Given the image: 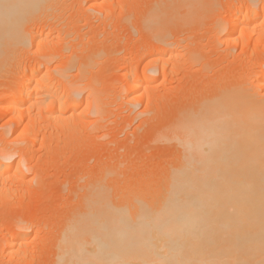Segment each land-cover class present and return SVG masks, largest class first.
Masks as SVG:
<instances>
[{
  "label": "bare ground",
  "instance_id": "obj_1",
  "mask_svg": "<svg viewBox=\"0 0 264 264\" xmlns=\"http://www.w3.org/2000/svg\"><path fill=\"white\" fill-rule=\"evenodd\" d=\"M72 1L0 0V77L5 76L3 73H7L11 67L16 69L14 74L12 73L13 76L8 73L7 78L10 80L12 77L11 85L7 84L8 79L5 80L6 84L0 82V110L8 112V121L12 123L13 133L18 131L10 141L0 139V180L3 183L15 175L13 183L19 187L23 184L26 186V177L23 180L24 176L21 175H24L25 169L31 171V167L23 159L28 152L25 151L26 148L22 149V152L19 151L23 145L17 148V142L14 141L23 138V130L19 129H25L26 124L33 130L30 131L33 132L31 135L35 134L36 130L32 128L31 122L35 123L37 116L41 121L43 119L40 116L49 118L46 112H50V120L58 122L57 119H60L61 122H68V117L74 118L76 111L83 107L82 111L85 110L94 117V121L89 122L98 124L100 129L106 116L104 114L110 110L108 103L111 102H108V99L114 95V86L111 87L112 83L108 82V86L104 84V87H98V83L95 81V85L93 82L95 77L94 80L87 78L90 65L97 63L92 64L93 58L96 57L92 56L91 50L92 53H89L93 58L88 56L83 59L81 54L86 49V43L83 46H79L77 42L72 44L79 34L70 30L68 18H65L67 12L73 10V2L78 4L77 11L88 14L91 11L90 15L95 17L96 12L110 16L108 13L114 12L115 3L120 0L115 3L113 0ZM220 5L226 6L225 10L224 7L221 9ZM71 7L72 9L68 10ZM148 7L145 13L143 12L138 26L145 31L143 33H146V36L143 38L149 42L144 44L147 45L145 63L139 69L137 64L141 58L136 55L138 49L133 48L135 52L130 49L137 58L129 56L136 59L123 64L122 83L115 91L120 98L124 95L129 103L142 102L148 113L151 100L148 97V101L146 92L149 93L150 89L154 92L158 86L178 76L176 74L180 70L173 69V63L183 59V53L177 54L178 47L181 52L182 49H190L188 39L184 41L185 38L178 39V36L173 39V34L169 31L172 24L182 23L184 26L186 23L187 26L196 22L199 25V21L209 18L211 23H206L209 24L208 27H212L210 32L214 40L215 37L217 39L221 34L224 35L225 40L231 41L233 46L239 45L240 55V51L251 40L252 50H249L247 57L242 58V66L237 65L241 67L239 73H231L232 77L226 76L227 84L223 83L226 77L221 78L220 83L223 81V84L219 83L218 87L215 85L216 91L204 94L198 102L193 99L195 102H185L183 107L177 106L176 109H181L175 112L173 120L165 124L163 129L159 126L158 130H161L155 133L153 140L171 144L175 150L174 154L169 156V163L166 162V167L159 171L156 177L152 175L155 171L152 172V178L155 177L152 182L137 186L135 183L142 182L146 176L145 172L140 170L143 173L135 174V181L129 178L132 184L128 182L127 177L126 181L121 183L123 179L120 180L121 176H118L119 172L116 171L120 163L110 164V168L96 172L92 180L84 185L85 195L81 197L79 208L76 207L78 210H70L64 219H61L63 221L59 224L61 229L56 232L58 234L51 235L53 253L50 264H264V57H257L258 60L252 58L257 50H264V0H161ZM76 9L74 8L75 14ZM63 11H66V14ZM85 21V25L88 24ZM73 23L76 24L75 21ZM46 26L48 31L44 30ZM50 42L52 45L56 43L58 47L50 46ZM53 47L56 48L55 51ZM121 50L116 49L111 58L116 61ZM192 51L191 48L188 52V67L195 66L198 62L201 64L200 60L203 59H199L194 54L196 51ZM30 53L36 54H31V57L28 56ZM239 54L233 57L236 63L237 59L240 60ZM26 56L33 58V65H22L21 61L25 63ZM78 57H81L79 60L82 62H76ZM183 57L187 59L185 55ZM57 59H62L61 63H65L53 65L51 62H58ZM233 60L230 62L235 63ZM175 65L174 67H178ZM72 69H75V74L70 78ZM230 78H233L232 84L227 82ZM100 82L103 84L104 81ZM191 93L193 97L197 92ZM195 98L198 99V96ZM195 103L196 105L191 106ZM35 104L38 106L35 107ZM172 109L173 107L170 108L171 114ZM66 113L70 115L66 116ZM168 115L170 116L167 114L162 118ZM50 120L47 119L49 122ZM74 120L82 121H78V118ZM82 122L85 123V120ZM86 124L83 125L85 129L88 128ZM96 125L94 126L97 127ZM76 130L79 131L78 126ZM28 131L29 129L25 131L27 133L24 132L25 136L30 134ZM93 135L95 136L94 133ZM13 142L20 154L16 162L12 160L17 154L15 146L12 147L14 144L10 145ZM22 153L24 155H21ZM119 170L122 173V170ZM116 177L120 178V183ZM10 189L4 185L0 186V198L4 199L5 193H10ZM25 221L17 217L9 223L11 230L3 244L4 252L10 259L16 254L17 247L47 239L44 229H37L34 234H29L31 232H27ZM19 253L18 255L17 252V264H30V255L26 256L24 248Z\"/></svg>",
  "mask_w": 264,
  "mask_h": 264
},
{
  "label": "rangeland",
  "instance_id": "obj_2",
  "mask_svg": "<svg viewBox=\"0 0 264 264\" xmlns=\"http://www.w3.org/2000/svg\"><path fill=\"white\" fill-rule=\"evenodd\" d=\"M73 1H77V0H73ZM113 1L115 3V1H117V0H113ZM113 1H112V3H113ZM150 1H152V2H150ZM158 1H161V0H120V1H117L115 3L117 8L115 6H114L115 10L113 9L114 7L112 8L114 10V12L112 13L110 11L111 13H108V15H110V16H106V15L104 16L105 13H103V12L100 14L99 13L97 14V12H96V15L98 17L96 15L94 17L93 14L90 15L91 11L89 12L90 14L84 13L83 11L82 12L77 11L78 10V7H77L78 4L76 2H73L72 6H74L75 9L77 8L76 12L78 13V15H77V13L76 14L74 13V8H73V10H70V9H72V7L68 9L70 11L67 10L68 14L66 15V18L65 17L64 18L65 19L68 18V20H67V21H69L68 27L70 28V30L73 33H75V34L78 33L79 36L81 37L80 38L78 36L77 40L72 42V44L74 45L77 42L80 44L79 46H83L86 43V49L87 50L85 49L84 51H82V54H81L82 57H84L83 59H86L85 57L91 56L92 52H93L92 56L95 55L94 57H96L94 59L91 56L93 58L92 64H94V62H97V63H95V65H92V66L90 65V67L88 69L89 71L87 73L88 74L87 78L93 79L95 77L96 80L93 79L94 80L93 82L95 83V85L97 82L98 87H104V84H106V86H108L109 85L108 82H110V84L112 83L111 87L114 86L113 88L115 89L112 92V94H114V95H112L108 99V102H111L110 104L108 103V106L110 105V107H109L110 110L108 111V113L106 112L107 114H104L106 116H104V118L102 120L103 123H102L100 129L98 128V126H99L98 124H97L98 125L97 126L95 123L89 122L91 120L94 121L93 120L94 117L91 114H88L87 111H85V110L82 111L83 107L80 110L76 111V113L74 114V116L76 115L75 117L73 116L74 118H78V121H79V119L82 121L85 120V123H83L82 121H79V122H82L81 125L79 124V122H76L77 119H75L76 120L75 121L74 118H72V116H70L72 119L70 117H68L69 121L72 120V121H70V124H69V121L65 122L66 120L63 122H61L60 119H57L58 122L52 121V120H50V118H51L50 116L52 115V113L49 115L50 112H46L48 114L49 118H43V116H40V117H42L41 119H43L40 121V118H38L39 116H37L36 122L35 123L31 122V123H33V124H31L32 128L34 129V131L36 130L35 134L31 135L33 132L31 133L30 131H33V130L31 128H28L29 126L27 124H26L25 129L24 128L19 129L20 131L23 130V132H22L23 134L21 133L23 138H20V139L16 138L19 140H17V141L15 140L14 142L15 143L17 142L16 143L17 148H20L22 145L23 146H22V148H20L21 150H19L16 148L14 142L10 143L11 146L14 144L12 147L14 148V146H15L14 150L17 151V154H15L13 156L14 158L12 160H13V162H16L17 161L16 158H19V155H20L19 151L22 152V149L24 150L26 148L25 151L28 153L26 155H24V153H22L21 155L25 156V158H23L25 160L24 162L29 167H31V169H30L31 171L25 169L24 175L23 174L21 175L22 177L24 176L23 178L21 177L23 180L26 179L24 181V182H26L25 183L26 186H24V184H23L22 186L19 187L18 184L13 183L14 182L13 178L15 175H13L10 180H8L4 183L2 180H0V186L4 185L5 188L6 187L11 188L10 193L9 192H7V194L5 193L4 199L0 198V224L1 223L4 224V225L1 224L2 226H0V259H1L0 264H17V262H18V260H16L17 252L19 255L20 254L19 251L20 250L22 251L23 248H24L25 252H27L26 256L30 255L29 256L30 264H50V262L52 261L51 256L53 253V246L51 243V238L53 240L52 236H54V233L56 236V234H58L56 232H58L59 229H61V226L59 225L61 223V221H63L61 219H64L65 215H67V213H69L70 210H72V209L74 210L76 207L79 208V205L81 203L80 200L82 201L81 197L83 198V196L85 195L84 185L88 184L92 180V177L95 176V174H97L100 170H102V169L104 170L105 168L108 169L111 167L112 164L120 163V166L117 165L118 167H116L117 168L116 171L119 172L118 176H121L120 177L121 179L120 178L117 179V177H116L117 181L119 179L120 180L123 179V181H121V183H124L126 181V179L128 178L127 179L128 182L131 183L129 178H131L132 180L135 181V176L138 175V172L140 174V172L144 171L145 172L144 175H146V176L143 178L142 182L141 181L139 182L142 184H139V183H135V184L137 186H139V185L145 186L146 182L147 183L152 182V180L155 179V177L158 175V173H160L164 169V167H166V162L168 161V163H169L170 157L174 154L173 151L175 150L174 146L171 144H168V143L162 144L160 142L153 140L155 133L157 131H160L161 129H163L165 127L164 125L167 124L169 121L173 120L177 111L178 110L180 111V109H181V107L179 109H176L177 106L183 107L185 102L186 103H192V102H195L194 101L195 99H196V102H198L197 100H199V98L201 96L204 97L205 95H207L211 92L213 93L214 91L217 90L215 87L216 86L218 87V84L220 83L221 78H224L226 76L230 77L231 73H233V75H234V74H237L236 72L240 71L239 69L241 67H238V66H242V64H241L242 60H243L242 58L247 57L250 54V51L252 50L251 48H252L253 44H252L251 40H250V42L248 40L249 43L247 42L248 44L245 46V48L243 50L240 49L241 50L240 51L241 55H240L239 54V45L233 46L231 41L225 40L224 35L221 34L220 35L221 37L219 36L220 38L216 39V37H215V40H214V37H212V34L210 32L211 31L210 28H212V27H208L209 26L208 23H211V22H209L210 21L209 18H206L208 20H205V19L201 20V21H203L202 23H201V21H199L200 22L199 25L196 22H192L191 24H187V26H186V23L184 26L182 23H179V24H182V26L174 23V24H172V26L174 25L173 26L174 28H172V26L170 27L171 29L169 28L170 29L169 31L172 32V34H173V36L172 35L171 36L173 37V39L174 38L175 39H177V38L178 39H184L185 38L184 41L188 39L189 41L188 42L186 41L188 44H190V46L188 45V49L190 48L189 50H191V48H192L193 51H196V53H194V54L199 59L203 58L200 60L201 64H200V62H198L197 65L194 64L195 66L190 65L191 67H188L189 65L186 63V61L188 62L187 56H188L189 50H187V49L183 50L182 49V52H181V48L179 49V47H178L177 54L179 55L180 53L181 54L183 53L182 54V58H183L182 61L185 60L183 62L184 64H182V61L181 62L175 61V63H173L174 65L179 62L178 63L179 65L176 64L178 67H174V65H173V69L178 68L180 70L176 74L178 76L175 75L176 77H174L172 80L158 86V89L157 88H156V90L154 89L155 93L153 92V89L148 90V91H150L149 93L146 92V95H147L146 97H147L148 101H149V98L151 100L149 102L150 106L148 104L149 108L147 107L149 109V113L147 112L148 110L146 108H144L145 105L142 102L141 103L136 102V104H135V102L129 103V101L127 102V100L125 99L124 95H121V98H120V96H117L115 91L118 90L117 89L118 86H120L122 83L121 74L123 71V69H122L123 64L129 63L132 60L134 61L137 58L136 55H138L139 59L140 58L142 59V60L140 59V61H138L139 63L137 64V65H139L138 66L139 69L141 67H143V65L145 63L144 61H145V58L147 55L146 54L147 45H145L146 46V48H145L144 44H149V42H146L145 38H143L146 36V33H143L145 31H143L141 29V27H138V26H140L139 23L141 20V16H142V14L145 13L147 8H149L148 6H151L152 4H155ZM86 5L87 4H84V6H86ZM220 7H221V5H220ZM223 7L224 6H222L221 9ZM225 7L223 8V10H225ZM103 8H105V7H103ZM106 8L108 10H110L108 7H106ZM106 8H105V10H106ZM63 12H65V14H66V11H63ZM121 12H123V13H121ZM92 13H94V11H92ZM82 14H83V16H82ZM111 15H112V17H111ZM125 15L128 18L124 19L123 17H126ZM120 16H122V17H120ZM82 17H84V19H82ZM103 17H105V19H103ZM70 18L73 20H71ZM87 18H89V19H87ZM100 19L104 20V21H101ZM119 19H120V21H119ZM84 20H86L87 22L86 21L85 22L88 24L85 25V23L83 22ZM74 21L76 22V24L73 23ZM65 22H66V20H65ZM80 22H82L83 25ZM206 22H208V23H206ZM195 23L197 25L194 26ZM188 25H190L189 28H188ZM211 25L212 24H210V26ZM82 26H83V28H82ZM177 26H179V27H177ZM206 26H207V28H206ZM80 27L82 29H80ZM44 28H46V29H44L46 31L49 30L47 26ZM205 28L208 30H206ZM202 29H204V30H202ZM77 30H80V31H77ZM82 31H83V33H86V34L81 33ZM169 34H171V33H169ZM209 34H210V36H209ZM222 37H223V39H222ZM117 38L120 40H118ZM83 39L84 40L89 39V40L88 41L85 40V42H83L84 41ZM147 39L148 38H146V40ZM143 41H145L146 43ZM147 41H151V40H147ZM218 41L220 44L218 43ZM50 43H51L50 46L55 45L54 47H56V43L53 45H52V42H50ZM115 43H116V45H115ZM133 43L137 44L138 46H134L135 44L133 45ZM118 44L120 46H118ZM141 44L144 46L145 51L142 48L143 46H141ZM100 45H101V48H100ZM149 46L151 47V44ZM57 47H58V45H57ZM150 47H148V49ZM193 47H194V49H193ZM56 48H54L53 50L55 51ZM79 48H83V47H79ZM120 48H122V50ZM133 48L138 49V54H137V51H136V55L133 54L135 52ZM229 48H231V50ZM259 48H261V47L259 46ZM116 49L121 50V52L119 51V53L117 54L118 55L117 57H119L121 59L119 60V58H116V61H115V58H111V57H113V55L116 53V51H115ZM130 49L134 52H131ZM33 50H31V51H33ZM51 50H52V48H51ZM91 50H92V52H91ZM261 50L260 51L257 50L259 52L256 51V53H258V55L256 53L254 55V53H253L252 58L253 59L256 58L254 60H258V58H261L262 56L264 57V50H262V51ZM101 51H102V53H101ZM108 51H111V52H108ZM129 51H130V54L128 53ZM185 51L187 53H184ZM197 51H198V54H197ZM89 52H91V53H89ZM94 52L97 54H95ZM84 53H87V54H84ZM103 53L108 54V55L111 54V55L107 56L104 54V56H103L102 55ZM31 54L32 53H30L28 56L33 57L32 55L36 54V53H33L32 55ZM202 54H204L206 56H203ZM238 54L240 56L239 58L241 61L237 59V63H236V60H233V57H235ZM184 55H185V58L187 57V59H184V57H183ZM28 56H26L24 58V61L26 60L25 63L21 61L22 65H24V64L26 66L33 65V61H32L33 58L28 57ZM129 56L131 58H132V56H136V58L134 57V59H131ZM105 57H107V58H105ZM79 59H81V57L80 58L78 57V61H76L77 63L82 62ZM57 60H59V59H57ZM61 60H59L60 62L59 61L58 62L52 61L51 63L52 64L53 63L54 64L65 63V61L61 63ZM96 60H98V61H96ZM109 60H111V61H109ZM232 60L235 63L230 62ZM124 61H126V62H124ZM238 61H240V62H238ZM41 66H40V68L43 69L44 67L42 66L43 67L42 68ZM12 69L13 68L11 67L9 70H7V73H6V71H5V73H3L5 76L2 75L0 77V82H3V84H6V82L8 81L7 84L11 85L10 81L12 80L11 79L12 77H10V80L7 77H9L8 75L10 73H11L10 76L11 75L13 76L16 69L14 68L13 72H12ZM173 69H172V71H173ZM72 70L73 71H71V73L72 72L73 73L71 75L72 77H70V78H73V76L75 74V69H72ZM90 77H92V78H90ZM228 77L224 78V82L223 81L222 82L226 83L225 79H227ZM231 77H232V75H231ZM6 79H8V80H6ZM216 79H217V83H216ZM232 79L230 81H227V82H231V84H232L233 83ZM5 80H6V82H5ZM100 81H104L103 84H101L102 82H100ZM222 82L220 83V85L223 84ZM6 86H8V85H6ZM202 86H203V89H202ZM210 88H211V90H210ZM207 90H209V91H207ZM195 91L197 93L193 94V97H192L191 92L194 93ZM164 96H167V97H164ZM196 96H198V99L195 98ZM115 97H116V99H115ZM117 97H118V99H117ZM111 98L112 99L114 98V99L112 100ZM181 101H182V103H180ZM133 104H135V106H133ZM167 104L170 106H168ZM187 105H189V104H187ZM193 105H196V103L192 104L191 106H193ZM37 106H38V104H37ZM37 106L35 104V107H37ZM146 106H147V104H146ZM172 107H173L172 114H174V115H172L170 112V108H172ZM143 108L146 110H144ZM168 108H169V110H168ZM160 109H163L164 111L160 110ZM34 110H36V108H34ZM143 110H144V112L146 111L145 114H144V112H141ZM168 111H169V113H167ZM34 112L35 111H33V109H32V113H34ZM154 113H156V114H154ZM166 113L170 114V116L169 115L167 116L168 117L167 120L165 119V118H167L166 116H165V118H162L163 115H167ZM67 114L68 113H66L65 115L66 116L70 115V114L69 115H67ZM86 116H87V118H86ZM8 118H9L8 112H6V111L4 112V111L0 110V133L3 134V135L0 134V136H1L0 139L2 141H5L7 139H9V141L12 140L16 136L15 134L18 132L17 131V132L13 133V131H12L13 126L11 125L12 123H10V121H8ZM151 118H153V119H151ZM38 119H39V121H38ZM47 119L50 120V122L47 121ZM23 120L25 122V119H23ZM161 120H162V122H164V124L162 122H160ZM59 121H60V123H59ZM24 122H23V125H24ZM44 123H46V124H44ZM86 123H89V125H87ZM90 123H92V124H90ZM60 124H62V126ZM84 124H86L87 125L86 127H88V128L85 129ZM90 125H91V127H90ZM94 125H96L97 127H95ZM77 126H78L79 131L76 130ZM159 126L161 127L160 130H158L160 128ZM101 128H103V129H101ZM152 128H153V130H152ZM26 129L27 130L29 129L28 132L30 133L27 136L24 135L25 133H27V132H25V131H27ZM96 129L97 130L99 129V130L97 131ZM93 133L97 137H95L93 135ZM21 134H20V136H21ZM99 135H100V138H99ZM32 136H34L35 138H32ZM2 137H4V138H2ZM25 137H27L28 139L31 138V140L28 141L27 138H25ZM3 139H5V140H3ZM32 139H34V141ZM20 141H22V143ZM18 142H20V143H18ZM30 144H32V145H30ZM162 156H165V157H162ZM166 157H168V158H166ZM113 158H115V159H113ZM110 159H111V161H110ZM117 159H119L120 161L122 160V161L119 162V160L117 161ZM26 160L28 163L26 162ZM154 161H155V163H154ZM163 161H165V163L161 164L162 165L161 166L160 163ZM141 162L143 164H141ZM156 162L158 164H156ZM135 164H136V166H135ZM126 166H128L127 168H129V167L131 168V169H128L129 172H128ZM138 166H139V168H138ZM141 166H142V168H141ZM148 166H149V169H148ZM157 166H159V167H157ZM119 169L122 170V173L120 172ZM132 169H134V170L132 171ZM140 170H142V171H140ZM150 171H151V173H150ZM152 172H154L155 174L154 173L152 174ZM25 174H26V176H25ZM151 174L153 176L155 175V177L152 178ZM120 180H119V183H120ZM80 188H81V190H80ZM85 188H86V186H85ZM76 210H78V209L76 208ZM17 217L19 219L24 220V221L26 220L25 222H27V225L25 223V225H26L25 227H26V230L28 233L31 232L29 234H31V235L34 234L37 231V229H39V230L44 229L45 232L44 231H42V232L45 233V238H47V239L44 241L34 242V243H30V244H26V245L17 247L16 254H14L13 255L14 257L10 259L9 257L6 256V252H4L5 247H4L3 243H4V239H6L5 238L6 235L9 234L10 230H11V226L9 225V223L11 224V222L15 221L17 219ZM38 227H40V228H38ZM40 234H42V233L40 232ZM31 254H32V256H31Z\"/></svg>",
  "mask_w": 264,
  "mask_h": 264
}]
</instances>
